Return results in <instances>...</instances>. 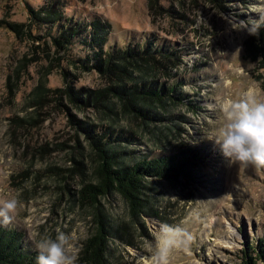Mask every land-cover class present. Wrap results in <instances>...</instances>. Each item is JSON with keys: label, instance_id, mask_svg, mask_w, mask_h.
<instances>
[{"label": "rangeland", "instance_id": "374dc122", "mask_svg": "<svg viewBox=\"0 0 264 264\" xmlns=\"http://www.w3.org/2000/svg\"><path fill=\"white\" fill-rule=\"evenodd\" d=\"M254 2L0 0V200L18 201L14 219L3 226L20 231L25 248L35 251L34 239L63 232L75 264H88L86 242L101 223L107 243L96 264H146L162 224L179 225L192 237L170 264H264V168L230 164L208 139L219 124L218 99H237L249 89L264 94L256 78L264 69L244 57L249 34L232 27L258 19L249 12ZM50 8L59 17L54 21L46 15ZM74 22L102 24L106 48L160 50L131 56L142 64L131 66L135 76L141 69L149 74L146 88L178 84L165 96V120L124 111L117 98L111 100L117 112L107 114L71 100L68 85L84 97L110 86L106 72L78 61L91 51L82 39L56 42L58 27ZM110 119L130 137L121 144L134 159L197 149L193 179L148 178L138 214L117 191L82 198L83 185L96 181L97 156L81 124L106 126Z\"/></svg>", "mask_w": 264, "mask_h": 264}, {"label": "trees", "instance_id": "16d2710c", "mask_svg": "<svg viewBox=\"0 0 264 264\" xmlns=\"http://www.w3.org/2000/svg\"><path fill=\"white\" fill-rule=\"evenodd\" d=\"M54 12L51 8L46 11V15L53 21L54 18H59L55 17ZM58 31L59 36L55 40L60 44H71L77 38L82 39L84 42L81 44L88 46L91 51L83 57L77 58L78 61L88 70L93 68L103 70L108 74L110 82V86L107 88L88 91L86 97H84L83 90H77L74 86L68 85L65 93L70 96L71 100H76L80 104L91 103L107 114L106 111L117 112L111 101L113 98H117L123 105L124 111L133 108L134 111L145 117L165 120L166 117L162 115V109L165 110L167 99L165 96L177 92L178 84L169 87L161 85L158 88H146L147 84L142 79L149 74H146L145 69L136 68L141 70L135 76L136 71L131 66L142 65L138 64L139 59L131 56L146 52L151 54V52L160 50L150 45H145L142 49L138 46H128L125 49L116 46L106 48L108 34L100 23L91 22L86 25L75 22L68 23L66 26L58 27ZM243 50L245 59L264 69V28L260 30L259 36L249 35L245 39ZM143 62H145L144 59ZM256 78L261 82L264 92V75H258ZM136 92L142 93V95H134ZM60 99H62V94L58 97L59 104H62ZM143 122L149 124L148 121ZM115 124L118 123L113 119H110L106 126L81 124L83 129L89 133L90 148L97 156L96 181L83 185L80 190L82 198L96 201L100 196L117 191L127 200L133 213L138 214L143 208L142 195L144 188L148 187L146 184L148 178L182 177L193 179L194 161L199 155L197 149L188 146L163 156L146 155L134 159L133 150H129L121 144L124 140H129L130 137L121 129L116 128ZM107 232V228L101 223L96 233L86 242L87 256L85 260L88 264H96V261L101 258L100 255L104 254ZM23 238L24 235L16 228L0 224V264H37V251L26 249ZM261 255L264 256V248L261 249ZM250 260L252 261L253 258Z\"/></svg>", "mask_w": 264, "mask_h": 264}, {"label": "clouds", "instance_id": "9594fccd", "mask_svg": "<svg viewBox=\"0 0 264 264\" xmlns=\"http://www.w3.org/2000/svg\"><path fill=\"white\" fill-rule=\"evenodd\" d=\"M249 12L258 19L233 22L236 30H246L251 36H259L264 28V0H255ZM220 120L210 140L220 146L230 164L264 168V94L249 89L241 97H224L217 101ZM18 201L15 198L0 200V224L8 225L14 219ZM192 237L179 225L162 224L155 234V248L146 264H170L174 251L187 249ZM37 264H75L76 254L70 238L63 232L56 237L34 239Z\"/></svg>", "mask_w": 264, "mask_h": 264}]
</instances>
